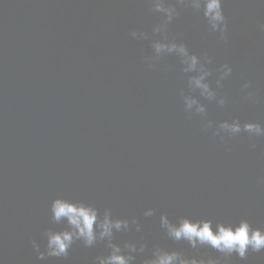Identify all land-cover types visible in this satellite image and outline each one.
Wrapping results in <instances>:
<instances>
[{"label":"water","instance_id":"95a60500","mask_svg":"<svg viewBox=\"0 0 264 264\" xmlns=\"http://www.w3.org/2000/svg\"><path fill=\"white\" fill-rule=\"evenodd\" d=\"M0 264H264V0H0Z\"/></svg>","mask_w":264,"mask_h":264}]
</instances>
